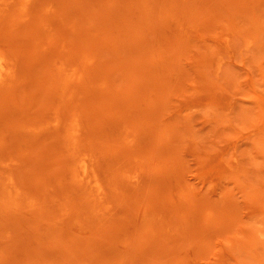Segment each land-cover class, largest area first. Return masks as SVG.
Segmentation results:
<instances>
[{
	"label": "rangeland",
	"instance_id": "374dc122",
	"mask_svg": "<svg viewBox=\"0 0 264 264\" xmlns=\"http://www.w3.org/2000/svg\"><path fill=\"white\" fill-rule=\"evenodd\" d=\"M0 264H264V0H0Z\"/></svg>",
	"mask_w": 264,
	"mask_h": 264
}]
</instances>
